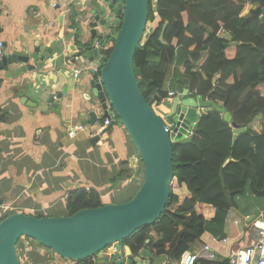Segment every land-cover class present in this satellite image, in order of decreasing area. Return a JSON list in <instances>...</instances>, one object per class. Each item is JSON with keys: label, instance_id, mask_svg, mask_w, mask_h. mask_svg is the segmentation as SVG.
I'll return each mask as SVG.
<instances>
[{"label": "crops", "instance_id": "1", "mask_svg": "<svg viewBox=\"0 0 264 264\" xmlns=\"http://www.w3.org/2000/svg\"><path fill=\"white\" fill-rule=\"evenodd\" d=\"M107 1L0 0L3 55L28 56L27 61L17 60L0 69V217L6 212L44 215L46 209L57 206H63L64 212L47 215H64L72 190L82 187L95 191L103 204L119 203L131 198L142 182L143 164L121 124H112L102 144L90 142L105 117L93 94L89 65L99 64V48L105 49L103 40L111 37L99 24L100 19L114 18ZM256 5L249 4L243 14ZM93 28L97 33H91ZM102 33L103 37L99 35ZM223 34L227 33L220 32ZM36 46L41 49L37 57H32ZM84 64L89 69L73 77L72 65ZM170 78L171 69L164 87L167 91ZM184 86H188L186 80ZM173 93L166 98L153 94L149 102L155 110L164 107L166 113L178 91ZM50 100H58L57 107L53 108ZM91 111L96 121L85 123ZM76 125L85 128L74 138L68 137V128ZM250 126L260 130L261 115ZM173 192L184 196L188 191L182 184ZM246 198L250 201L243 199L240 207L227 212L222 239L205 231L187 252L198 253L208 247L215 259L227 258L232 264V258L241 257L248 247L264 241V216L258 217L260 211L264 213V200ZM204 213L211 216L213 209L205 205ZM149 234L156 238L155 232ZM148 241L143 246L147 250ZM111 251L107 248L104 257L93 255V264H111L106 257ZM47 254L51 264H71L55 253ZM143 260L147 264H177L163 256H146Z\"/></svg>", "mask_w": 264, "mask_h": 264}, {"label": "trees", "instance_id": "2", "mask_svg": "<svg viewBox=\"0 0 264 264\" xmlns=\"http://www.w3.org/2000/svg\"><path fill=\"white\" fill-rule=\"evenodd\" d=\"M249 4L257 5L244 15ZM148 22L152 25L133 62L143 97L166 98L171 69L170 91L181 92L186 80L192 96L208 98L223 109L202 113L192 135L172 144L174 173L165 209L124 240L133 250L149 240L155 257L178 262L205 231L222 239L227 212L240 207L243 199L264 200V0H148ZM222 31L227 34L220 35ZM110 38L103 41L102 56L108 57L112 50ZM260 115L261 128L256 131L250 124ZM116 122L117 117L112 124ZM235 127L244 130L236 134ZM182 184L188 192L179 196L173 189ZM102 204L95 191L74 189L64 215ZM205 205L213 209L211 216L204 213ZM28 250L33 264H48L47 252L53 254L38 243ZM92 257L63 259L93 264ZM194 264H230V260L198 258Z\"/></svg>", "mask_w": 264, "mask_h": 264}, {"label": "water", "instance_id": "3", "mask_svg": "<svg viewBox=\"0 0 264 264\" xmlns=\"http://www.w3.org/2000/svg\"><path fill=\"white\" fill-rule=\"evenodd\" d=\"M107 5L114 18L112 21L100 19L99 24L108 31L106 36H111L112 50L108 57L102 56L98 61L99 72L92 76L93 94L106 116L105 100L110 102L119 123L130 135L144 167L142 182L135 194L123 202L82 208L70 215L37 217L23 212L6 215L0 219V264H20L17 243L22 237L71 261L95 254L104 257L103 252L111 248V254L106 256L111 264H147L143 258L153 254L147 248L134 251L128 244L125 250L124 240L163 213L174 173L172 144L189 135L202 113L223 112L211 101L192 96L187 86L170 100L164 116L157 114L141 93L133 64L148 23V0H108ZM91 33H97L95 28ZM40 49L36 46L32 57H37ZM103 50L99 48V52ZM27 59L28 56L16 54L2 55L0 69ZM50 101L53 108L57 107L58 100ZM88 115L85 123L93 124L95 113L91 111ZM224 118L230 120L229 113H224ZM111 126H106L104 131ZM242 130L235 127L234 132L238 134ZM98 139L99 136H93L90 142Z\"/></svg>", "mask_w": 264, "mask_h": 264}, {"label": "built area", "instance_id": "4", "mask_svg": "<svg viewBox=\"0 0 264 264\" xmlns=\"http://www.w3.org/2000/svg\"><path fill=\"white\" fill-rule=\"evenodd\" d=\"M54 5L55 4H53V6ZM95 44L97 47L99 46L98 42H95ZM2 48H3V43L0 41V58L3 55ZM89 67L93 73L99 72L98 65H95V64L92 65V63H91V65H89ZM89 67L85 66V64L79 65V66L72 65V67H71L72 76L75 78H78L80 76V74L83 71L89 69ZM173 94H174L173 91L168 92V96H171ZM105 104H106V110H107L108 116L105 115L103 122L101 124H99L97 129L91 134V137L99 136V139L97 141V143H99V144H102L105 137H106V131H104V128L106 126L112 124L114 121H116V116L114 114V111L112 110L111 104L107 99L105 100ZM84 128H85L84 125H76V126L69 127L67 130L68 137L74 138V136H76L79 131L84 130ZM192 133H193V128L189 131V133H188L189 135H187L185 138H188L189 136H191ZM263 216H264V213L262 211H260L258 214V217H263ZM250 218H251L250 216L245 217V219H250ZM235 222H237V221H235ZM26 247H29V244H27ZM57 256H59V255L57 254ZM255 257L257 258L256 261H254ZM60 258H62V257H60ZM198 258L215 259L217 257H216L214 252L209 250L208 247H204L201 250V252H198V253L185 252L181 256V258L177 262V264H194ZM49 260H50V258H49ZM231 261H232V264H252V262H254L253 264H264V241L261 240L260 242L251 245L250 247H248L245 250V252L243 253V255L241 257L236 256V257L232 258ZM48 264H51V262L49 261Z\"/></svg>", "mask_w": 264, "mask_h": 264}, {"label": "rangeland", "instance_id": "5", "mask_svg": "<svg viewBox=\"0 0 264 264\" xmlns=\"http://www.w3.org/2000/svg\"><path fill=\"white\" fill-rule=\"evenodd\" d=\"M108 15L111 17L112 14L109 13ZM151 25L152 24L150 22H148L146 30H148L151 27ZM146 32L147 31H145V34H146ZM115 36L116 35H114V37ZM164 109H165L164 107H162V108L157 107L155 111L160 116H164V112H165ZM60 212H64L63 206H57V207H54V208H48V209H46V213L44 215H47L48 213L58 214ZM47 216H49V215H47ZM33 241H31V239L27 238V237H22L21 238V243H22L23 247L22 248L21 247L17 248V254H18V256H20V260L19 261H21L22 264H33L32 260H31L32 258L30 257V251L28 250L29 247H26L27 244H29V246H31V245L35 246L37 242H35V241L33 242ZM54 255H56V254H54ZM50 256H52V255H50Z\"/></svg>", "mask_w": 264, "mask_h": 264}, {"label": "clouds", "instance_id": "6", "mask_svg": "<svg viewBox=\"0 0 264 264\" xmlns=\"http://www.w3.org/2000/svg\"><path fill=\"white\" fill-rule=\"evenodd\" d=\"M150 103V102H149Z\"/></svg>", "mask_w": 264, "mask_h": 264}]
</instances>
